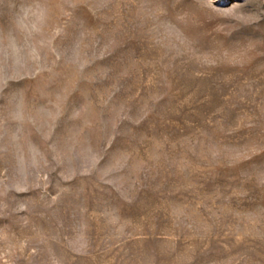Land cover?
Masks as SVG:
<instances>
[{
	"label": "rangeland",
	"instance_id": "374dc122",
	"mask_svg": "<svg viewBox=\"0 0 264 264\" xmlns=\"http://www.w3.org/2000/svg\"><path fill=\"white\" fill-rule=\"evenodd\" d=\"M0 264H264V0H0Z\"/></svg>",
	"mask_w": 264,
	"mask_h": 264
}]
</instances>
